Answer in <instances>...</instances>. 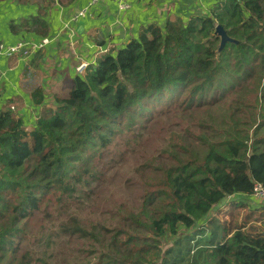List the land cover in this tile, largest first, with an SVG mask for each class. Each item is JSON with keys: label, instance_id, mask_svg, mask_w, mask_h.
Returning <instances> with one entry per match:
<instances>
[{"label": "trees", "instance_id": "1", "mask_svg": "<svg viewBox=\"0 0 264 264\" xmlns=\"http://www.w3.org/2000/svg\"><path fill=\"white\" fill-rule=\"evenodd\" d=\"M218 25L231 39L221 48ZM31 27L48 32L40 16ZM29 69L23 88L40 105L44 90ZM251 87L252 104L244 95ZM52 102L29 123L0 103V264H165L162 239L180 236L179 246L198 233L208 236L187 254L176 248L178 263L264 264V222L239 223L244 203L222 213L228 196L264 186V0H219L206 14L149 23L124 46L99 53ZM211 108L217 117L209 124L202 114ZM176 121L188 125L176 131ZM192 140L199 145L185 147ZM155 143L156 154L135 171L150 168L156 181L143 184L110 225L83 224L101 177L110 190ZM53 199L67 205L52 229L40 215ZM220 208L224 217L237 211L219 220ZM258 209L264 215V203ZM245 211L243 221L255 217ZM77 240L83 247L61 261L47 253Z\"/></svg>", "mask_w": 264, "mask_h": 264}, {"label": "crops", "instance_id": "2", "mask_svg": "<svg viewBox=\"0 0 264 264\" xmlns=\"http://www.w3.org/2000/svg\"><path fill=\"white\" fill-rule=\"evenodd\" d=\"M218 1L126 0L129 7L120 9L116 0H0V42L7 45L19 41L35 44L48 38V42L32 50L27 57L0 56V103H10L17 114L23 116L25 123L32 122L42 105L53 104L59 91L70 88L71 78L77 73L75 66L80 60L92 63L99 53H103L100 49L124 46L149 23L162 25L167 16L173 15L186 19L191 15L206 14ZM82 9H86L84 14L78 15ZM74 15L76 19H72ZM36 16L46 23V35L32 30L31 21ZM65 24L70 26L73 36H69L70 30H66ZM36 29L44 30L42 26H36ZM26 68H30L35 82L44 90L40 105H35L30 93L23 88ZM232 196L238 200L224 203L222 213H227L229 208L235 209L232 204H243L249 197L257 199L251 195ZM244 205V210L257 211L258 218L253 217L248 222L240 218L238 222L260 225L259 222L264 221V215L260 216L262 209H258L262 204L254 208ZM206 236L208 233L194 235L191 251L196 249V242Z\"/></svg>", "mask_w": 264, "mask_h": 264}, {"label": "rangeland", "instance_id": "3", "mask_svg": "<svg viewBox=\"0 0 264 264\" xmlns=\"http://www.w3.org/2000/svg\"><path fill=\"white\" fill-rule=\"evenodd\" d=\"M252 90H253V87L249 88L244 93V95L248 98L250 104L253 103L251 99L254 97ZM67 91H68L67 88L62 89L61 91L58 92L57 95L59 96L64 95L67 93ZM228 102H229V99L223 100L221 101L220 105L227 104ZM50 105H47V106H50ZM214 108L208 109L205 111L204 114H202L205 121L210 122L209 124H211L212 121L215 120L217 117L216 111L213 110ZM175 123L180 124V126H176L172 128L176 131H180L182 128H185V126L188 125L186 123H181L179 121H176ZM29 128L27 126V130ZM200 133L201 131L197 128L193 130L194 136H200ZM209 134L210 132L206 136L207 139L209 138ZM163 136L165 135L163 134ZM192 145H199V141H194V140L188 141L187 144H185V147L189 149H193L191 147ZM157 146H158V143H155L152 148L145 150L142 153L140 158L128 162L122 171V174L118 180V183L112 186L110 190L107 187L106 176L101 177V179L98 182V185L92 191V196H91L92 199L90 203L88 204L84 203L83 213H82L83 224L84 223H94V224L110 225L111 223L115 222L119 217L122 216L123 209L121 206L123 204L127 203L128 201L136 200V197L138 196L139 191L143 184L153 183L156 181L157 174L152 173L150 168H140L138 171H135V169L137 167H144L145 164L151 160V158L156 154ZM181 148L182 147L178 146L177 150L180 151ZM203 150H204L203 148L197 149L198 153H202ZM125 179H129L131 183L130 186H124L122 184V181ZM231 198L237 199L236 196H232ZM231 198L228 200H225L224 203L227 204L231 200ZM74 203H75L74 200L71 201V204H74ZM244 203L247 204L250 208H254V206L262 204L259 200L253 199L251 197H249L247 201H244ZM66 205H67L66 202L57 203L55 199H53L50 204L42 203L41 210L44 213H46V215L45 214L40 215L42 218V222L46 223L50 228H52L51 226H56L58 219L60 217L61 218L65 217L63 207H65ZM240 209H242V207L237 210L240 211ZM236 211L232 212V214H234ZM240 212L241 214H239V217L242 219L245 218L246 215L248 214L244 209H242ZM48 213H50V215H48ZM212 214H213V211L211 212L210 216ZM232 214H229L226 217H224V215L221 214V210L219 209V211L216 213L215 216L220 217L219 220H224L225 218L227 219L230 218ZM254 214H255V218H258V212L255 211ZM263 222L264 221L262 222L260 221L259 224ZM203 225H205V223ZM188 234H190V232H188L187 230L183 228L181 229V235L187 236ZM178 238H180V236H177V237L175 236V238L170 237L167 239H162L163 250L165 251L169 250L167 253H165V260H166L165 264H180L178 263L179 257H178V252L176 251L180 246L182 247L184 246L183 249H184L185 254L188 253L191 247V243L188 244V243L180 242L179 246L178 245L175 246L174 241ZM72 244H73L72 246L69 243L64 244L63 251L59 253H56L57 252L56 247L54 245H51L50 250H48L47 253H50V251H53L52 253L53 257H56L57 260L61 261L63 260V257L67 255V253L70 251L71 248H72L71 254H76V250L74 249V246L76 248L83 247V243L78 240L74 241ZM170 248H173L174 251H172ZM98 256H99V251H97L94 254L89 255V259H91V261L94 262L98 259ZM53 257L51 258V261H53Z\"/></svg>", "mask_w": 264, "mask_h": 264}, {"label": "built area", "instance_id": "4", "mask_svg": "<svg viewBox=\"0 0 264 264\" xmlns=\"http://www.w3.org/2000/svg\"><path fill=\"white\" fill-rule=\"evenodd\" d=\"M95 1V0H93ZM93 3V2H92ZM116 3L118 4L120 9H126L129 7V4L126 2V0H116ZM86 9H82L78 15L84 14ZM76 15L72 19H76ZM123 28H125L124 24L121 25ZM66 30H70L68 32L69 36H73V32L68 24H65L64 26ZM46 42H48V39H43L40 43L30 44L27 42H17L16 44H10L7 45L3 42H0V56L5 57H14L16 55L27 57L29 55V52L31 48H40L42 47ZM105 49H100V52H105ZM88 65V62L80 60L79 63L75 66V71L77 73H83ZM251 196L257 198L261 201V203H264V186L259 183L255 182L253 184L252 193ZM230 199V196H228Z\"/></svg>", "mask_w": 264, "mask_h": 264}, {"label": "water", "instance_id": "5", "mask_svg": "<svg viewBox=\"0 0 264 264\" xmlns=\"http://www.w3.org/2000/svg\"><path fill=\"white\" fill-rule=\"evenodd\" d=\"M216 33L220 36V48L226 43V41H230L231 39L227 36L225 30L222 26H216Z\"/></svg>", "mask_w": 264, "mask_h": 264}, {"label": "bare ground", "instance_id": "6", "mask_svg": "<svg viewBox=\"0 0 264 264\" xmlns=\"http://www.w3.org/2000/svg\"><path fill=\"white\" fill-rule=\"evenodd\" d=\"M43 39H45V38H43ZM43 39H42V40H43ZM46 39H48V38H46ZM42 40H41V41H42ZM41 41H40V42H41ZM27 43H29V42H27ZM40 48H41V47H40ZM36 49H38V48H31L30 52H31L32 50H36ZM30 52H29V54H30Z\"/></svg>", "mask_w": 264, "mask_h": 264}]
</instances>
